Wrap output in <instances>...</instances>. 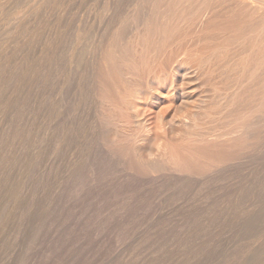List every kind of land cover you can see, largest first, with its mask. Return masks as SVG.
I'll list each match as a JSON object with an SVG mask.
<instances>
[{
  "label": "rangeland",
  "instance_id": "obj_1",
  "mask_svg": "<svg viewBox=\"0 0 264 264\" xmlns=\"http://www.w3.org/2000/svg\"><path fill=\"white\" fill-rule=\"evenodd\" d=\"M12 1L0 0V68L3 71H0V94H3L0 95V142L8 140V143L2 141L3 145H0V264H264V0H248L254 2L253 6L258 9L225 0H208L211 5L207 0H187V3L184 0H135L136 3L134 0ZM196 1L198 4L203 1L202 8ZM216 2L219 3L217 9L219 7L222 11L219 13L226 16L212 15L211 18V14L205 12L203 22H199L202 23L196 34L203 39L199 40L203 47L198 44L201 52L197 50L198 54L195 52L193 59L196 61L194 64L202 69L196 70L201 74L192 73V77L200 75L207 80L210 76L212 83L208 80L206 88L195 86L194 92L189 94L190 102L181 110V113L187 112L188 122L167 125L162 133L154 127V111L160 110L165 119L170 120L169 106L179 103V100L173 99L168 86L158 89L157 97L161 101L158 106L146 104L142 96L141 99L135 96L128 100L132 91L128 85L132 81L140 82L148 71V65H152V59L156 56L157 61L165 58L168 49L184 40L189 33L187 30L192 29L204 7L216 6ZM114 9L117 10L114 12ZM127 13H132L130 21L126 19ZM140 18L143 21H139ZM216 18L220 19L214 21ZM130 25L139 26L137 28L142 30L139 45L143 47H137L133 40V43L128 40ZM204 50H208L207 55ZM97 74L110 89L111 98L113 96V101L109 96L108 102L102 105L93 97L91 82ZM128 101L134 102L137 106L134 109L141 111H138L140 116H149V126L156 128L153 136L138 146L140 157L133 153L131 141L118 137L111 127L114 122L112 116H118L122 121L126 114L129 115L126 109ZM127 118L124 121L130 123L131 128L127 136L132 131H141ZM16 127H20L19 131ZM229 131L240 132L238 136L234 132L232 140L230 137L218 141L208 139L210 135ZM8 138L13 140L10 142ZM108 148L109 152H106ZM3 151L6 154H2ZM150 163L154 165L151 171L144 169ZM91 168L97 174L95 182L89 181L88 170ZM84 177L89 179L88 182ZM153 189L158 192L154 193ZM131 214L137 217H129ZM79 223L80 226L77 225ZM81 224L86 226V233L82 232L85 230ZM69 231L74 232L73 236ZM58 236H61V241ZM84 237L86 243L80 245ZM55 240L64 242V245H59L58 241L57 246ZM87 240L92 248L87 245ZM80 246L82 249L86 247L87 251L97 249L92 253L85 250L87 253H84Z\"/></svg>",
  "mask_w": 264,
  "mask_h": 264
},
{
  "label": "bare ground",
  "instance_id": "obj_2",
  "mask_svg": "<svg viewBox=\"0 0 264 264\" xmlns=\"http://www.w3.org/2000/svg\"><path fill=\"white\" fill-rule=\"evenodd\" d=\"M14 1V0H13ZM12 1V2H13ZM17 1V0H16ZM54 1V0H53ZM57 1V0H56ZM72 1V0H71ZM82 1V0H81ZM109 1V0H108ZM120 1V0H119ZM126 1V0H125ZM135 1V0H134ZM134 1H132V3H134ZM145 1V0H144ZM150 1V0H149ZM170 1V0H169ZM177 1H179V0H177ZM184 1H186V3H187V0H184ZM208 1V0H207ZM211 1V0H210ZM216 1H219V0H216ZM225 1H232V2H236L235 4H240V5H242V7L243 6H248V5H254V2H252V1H254V0H252V1H249L248 2V0H225ZM257 1V0H256ZM2 2V1H1ZM42 2V1H41ZM69 2V1H68ZM77 2V1H76ZM83 2V1H82ZM85 2V1H84ZM91 2V1H90ZM89 2V3H90ZM113 2V1H112ZM123 2V1H122ZM138 2V1H137ZM151 2V1H150ZM161 2V1H160ZM174 2V1H173ZM197 2V1H196ZM203 2V1H202ZM201 2V3H202ZM204 2H206V1H204ZM231 2V3H232ZM257 2H260L259 0L257 1ZM9 3H11L10 1H9ZM20 3V2H19ZM39 3V2H38ZM78 3H80V2H78ZM127 3V2H126ZM135 3H136V1H135ZM183 2H181V4H182ZM192 3V2H191ZM201 3L200 4H198V2H197V4L201 7ZM208 3H210L209 1H208ZM4 4V3H3ZM3 4H2V6H3ZM31 4V3H30ZM41 4V3H40ZM87 4V3H86ZM102 4V3H101ZM107 4V3H106ZM139 4V3H138ZM140 4H141V2H140ZM171 4H172V2H171ZM184 4V3H183ZM190 4V3H189ZM193 4H196V3H193ZM205 4V3H204ZM207 4V3H206ZM217 4H219V3H217L216 2V6H208V5H206L207 7H204V11L202 12L201 10H198V11H201V13H196V14H198L197 16L198 17H196V18H198V19H195L196 20V22H194L193 23V26H192V29L190 30V31H188L187 29V32H189L188 34H186V36H184L185 38H184V40L183 41H181V42H178L177 44H174L175 46L174 47H172V48H170V49H168L169 50V53L167 54V56L165 55V58L163 59L162 58V60L161 61H157L156 60V58H157V56H156V58H153L152 60V65L150 66V65H148V64H146V66L148 65L149 66V68H147V73H146V75L145 76H143V79H141L140 80V82H138V80L137 81H135V83L132 81V79L130 80V82H131V84H130V86L128 85V88H131V92L129 91V90H127V91H129L130 92V97L128 98V100L130 99V98H133V97H135V96H142V98H144L143 99V101H145V103L146 104H149V105H157L158 106V103H160L161 101H160V98H158L157 97V91H158V89H162V88H164V87H167L168 86V91L170 90V91H172L171 92V94L173 93V95H171L172 97H173V99L175 100V101H177V100H179V103H177V104H179V105H177L176 103L175 104H171L170 106H169V108L171 109V115H170V120H167V119H165V116L163 115V113L162 112H160V110L158 111V109L157 110H155L154 111V114H155V123H156V126H154V127H156V128H159V131H161L162 133H164V131H165V129H166V127H167V125L169 126V125H171V124H173V123H177V122H180V121H183V123H187L188 121H187V112H183V113H181V110L183 109V108H185L186 107V105H187V103L188 102H190L189 101V99H190V96H189V94H191L192 93V91L194 90V88H195V86L197 87V86H199V88L200 87H204V88H206L205 87V85L206 84H209V83H206V82H208V80L209 79H211V77L210 76H207V75H210V74H207L206 76L207 77H209L208 78V80H207V78L205 79H203L202 78V76H200V75H196L195 77H192V76H194V75H192V73H194L195 74V72H197L196 70H198V72L200 71V69L199 68H201V66H198V64H194V62H196V61H194V59H193V55H194V53L199 49V47H198V44L199 45H201L199 42V40H201V39H199V36H198V34H196V33H198V31H196L197 30V27L199 28V25L203 22V20H202V18H203V16H204V14H205V12H209L210 14H211V18H213L212 17V15L215 17H219V16H221V15H224V14H220V13H222V11L220 12L219 11V7H218V9H217ZM222 4V3H221ZM235 4L233 5V6H235ZM259 4V3H258ZM12 5V4H11ZM17 5V7H18V4H16ZM32 5H34V4H32ZM37 5V4H36ZM39 5V4H38ZM84 5V4H83ZM96 5V4H95ZM111 5V4H110ZM122 5V4H121ZM130 5H131V3H130ZM148 5V4H147ZM146 5V6H147ZM154 5H155V3H154ZM176 5V4H175ZM210 5H211V3H210ZM224 4H222V6H223ZM227 5V4H226ZM239 5V6H240ZM10 6V5H9ZM8 6V7H9ZM21 6V5H20ZM35 6V5H34ZM44 6V5H43ZM75 6V5H74ZM80 6V5H79ZM116 6H118V5H116ZM123 6V5H122ZM125 6H126V4H125ZM134 6V5H133ZM179 6V5H178ZM189 6V5H188ZM198 6V7H199ZM230 6V5H229ZM23 7V6H22ZM32 7V6H31ZM40 7V6H39ZM38 7V8H39ZM42 7V6H41ZM84 7V6H83ZM105 7H106V5H105ZM131 7V6H130ZM129 7V8H130ZM138 8H139V6H137ZM199 7V8H200ZM253 7H255V6H253ZM264 7V6H263ZM11 8V7H10ZM9 8V9H10ZM19 8V7H18ZM30 8V7H29ZM37 8V9H38ZM73 8V7H72ZM80 8V7H79ZM82 8V7H81ZM97 8V7H96ZM116 8V7H115ZM127 8V7H126ZM135 8H136V6H135ZM148 8H150V7H148ZM168 8V7H167ZM189 8V7H188ZM202 8V7H201ZM200 8V9H201ZM228 8V7H227ZM226 8V9H227ZM238 8V7H237ZM247 8V7H246ZM256 8V7H255ZM260 8V7H259ZM5 9V8H4ZM12 9V8H11ZM25 9V8H24ZM84 9V8H83ZM90 9V8H89ZM102 9V8H101ZM113 9V8H112ZM156 9V8H155ZM232 9V8H231ZM233 9H234V7H233ZM254 9V8H253ZM256 9H258V8H256ZM256 9H254V10H256ZM6 10H7V7H6ZM27 10H28V8H27ZM31 10V9H30ZM75 10V9H74ZM103 10V9H102ZM110 10V9H109ZM117 10V9H116ZM115 9H114V12L116 11ZM118 10H119V8H118ZM133 10H134V8H133ZM145 10V9H144ZM160 10V9H159ZM189 10L191 11V9L189 8ZM189 10H188V12H189ZM237 10V9H236ZM240 10V9H239ZM243 11L245 10V8L244 9H242ZM247 10V9H246ZM40 11V10H39ZM56 11H57V8H56ZM63 11V10H62ZM107 10H105L104 11V13L106 12ZM124 11V10H123ZM136 11V10H135ZM156 11V10H155ZM167 11H168V9H167ZM166 11V12H167ZM170 11V10H169ZM174 11V10H173ZM193 11V10H192ZM197 11V12H198ZM223 11H225V9L223 10ZM229 11V10H228ZM252 11V10H251ZM5 12V11H4ZM10 12V11H9ZM49 12H50V10H49ZM83 12V11H82ZM87 12V10L85 11V13ZM99 12V11H98ZM122 12V11H121ZM220 12V13H219ZM234 12V11H233ZM232 12V13H233ZM255 12V11H254ZM2 13H3V11H2ZM24 13V12H23ZM88 13H89V11H88ZM91 13V12H90ZM108 13V12H107ZM126 13V12H125ZM157 13V12H156ZM193 13V12H192ZM238 13V12H237ZM236 13V14H237ZM241 13V12H240ZM261 13V12H260ZM259 13V14H260ZM263 13V12H262ZM4 14V13H3ZM6 14V13H5ZM12 14V13H11ZM32 14V13H31ZM34 14V13H33ZM110 14V13H109ZM123 14V13H122ZM128 15H126L127 17H126V19L128 20V21H130L129 20V18L132 16L131 14H129V13H127ZM134 14H135V12H134ZM143 14H144V12H143ZM169 14V13H168ZM187 14V13H186ZM210 14H207L206 16H208V15H210ZM230 14V13H229ZM2 15V14H1ZM21 15V14H20ZM39 15V14H38ZM80 15V14H79ZM85 15V14H84ZM87 15V14H86ZM89 15V14H88ZM97 15V14H96ZM114 15V14H113ZM119 15H120V13H119ZM161 15V14H160ZM189 15V14H188ZM187 15V16H188ZM191 15V14H190ZM194 15V14H193ZM192 15V16H193ZM231 15V14H230ZM230 15H229V17H230ZM238 15V14H237ZM3 16V15H2ZM7 16V15H6ZM98 16V15H97ZM116 16V15H115ZM123 16V15H122ZM121 16V17H122ZM140 16V15H139ZM146 16V15H145ZM151 16H153V15H151ZM175 16V15H174ZM177 16V15H176ZM224 16H226V15H224ZM239 16V15H238ZM246 16V15H245ZM244 16V17H245ZM249 16V15H248ZM251 16V15H250ZM55 17V16H54ZM71 17V16H70ZM88 17V16H87ZM118 17V16H117ZM120 17V16H119ZM124 17V16H123ZM141 17V16H140ZM164 17V16H163ZM162 17V18H163ZM167 17H168V15H167ZM195 17V16H194ZM257 17V16H256ZM261 17V16H260ZM259 17V19H261ZM264 17V16H263ZM25 18V17H24ZM65 18V17H64ZM113 18V17H112ZM111 18V19H112ZM142 18V17H141ZM140 18V19H141ZM156 18V17H155ZM166 18V17H165ZM164 18V19H165ZM189 19H190V16L188 17ZM206 18V17H205ZM208 18V17H207ZM228 18V17H227ZM241 18V17H240ZM258 18V17H257ZM40 19H41V17H40ZM91 19V18H90ZM110 19V20H111ZM120 19H122V18H120ZM124 20H125V18H123ZM139 19V18H138ZM149 19V18H148ZM178 19H179V17H178ZM218 18H216V19H214V21L215 20H217ZM220 19V18H219ZM218 19V20H219ZM222 19V18H221ZM226 19V18H225ZM232 19V18H231ZM230 19V20H231ZM258 19V20H259ZM23 20V19H22ZM87 20V19H86ZM109 20V21H110ZM162 20V19H161ZM174 20V19H173ZM184 20V19H183ZM202 20V22L199 24V22ZM236 20H237V18H236ZM239 20V19H238ZM256 20V19H255ZM13 21V20H12ZM21 21V20H20ZM24 21V20H23ZM35 21H37V20H35ZM41 21V20H40ZM97 21V20H96ZM126 21V20H125ZM139 21H143L142 19L141 20H139ZM147 21V20H146ZM149 21H150V19H149ZM152 21V20H151ZM159 21V20H158ZM163 21V20H162ZM169 21V20H168ZM188 20L186 19V22H187ZM210 21V20H209ZM208 21V22H209ZM223 21V20H222ZM241 21V20H240ZM244 21V20H243ZM248 21V20H247ZM263 21V20H262ZM22 22V21H21ZM20 22V23H21ZM86 22V21H85ZM94 22V21H93ZM99 22V21H98ZM101 22V21H100ZM122 22H123V20H122ZM127 22V21H126ZM186 22H184L183 21V23H186ZM189 22V21H188ZM218 22V21H217ZM221 22V21H220ZM234 22V21H233ZM237 22V21H236ZM239 22V21H238ZM257 22V21H256ZM8 23V22H7ZM6 23V24H7ZM12 23V22H11ZM25 23V21L22 23V24H24ZM38 23V22H37ZM43 23V22H42ZM74 23H76V22H74ZM145 23V22H144ZM150 23V22H149ZM152 23V22H151ZM151 23H150V25H151ZM162 23V22H161ZM164 23V22H163ZM165 23H167V22H165ZM210 23H211V21H210ZM213 23V22H212ZM244 23V22H243ZM35 24H36V22H35ZM47 24V23H46ZM116 24V23H115ZM129 24V23H128ZM127 24V25H128ZM146 24H147V22H146ZM174 24H176V22L174 23ZM205 24V23H204ZM209 24V23H208ZM260 24V23H259ZM263 24H264V22H263ZM19 25H21V24H19ZM28 25H30V24H28ZM39 25V24H38ZM105 25V24H104ZM108 25V24H107ZM162 25V24H161ZM203 25V24H202ZM241 25V24H240ZM156 26V25H155ZM164 26V25H163ZM165 26H166V24H165ZM164 26V27H165ZM209 26V25H208ZM247 26V25H246ZM255 26V25H254ZM261 26V25H260ZM7 27V26H6ZM18 27V26H17ZM63 27V26H62ZM100 27H101V24H100ZM105 27V26H104ZM119 27H121V26H119ZM124 27V26H123ZM122 27V28H123ZM137 27H139V26H133V25H130V27H129V31L131 32V36L130 37H128L129 39L128 40H130V41H134V45L135 46H141V45H139V38L141 37V31H140V29L139 28H137ZM153 27V26H152ZM158 27H160V26H158L157 25V28ZM170 27V26H169ZM183 27V26H182ZM243 27V26H242ZM264 27V26H263ZM3 28V27H2ZM9 28V27H8ZM23 28V27H22ZM47 28V27H46ZM57 28V27H56ZM86 28V27H85ZM98 28V27H97ZM126 28V27H125ZM150 28V27H149ZM154 28V27H153ZM162 28V27H161ZM218 28V27H217ZM235 28V27H234ZM253 28V27H252ZM252 28H250V29H252ZM11 29H12V27H11ZM94 29V28H93ZM100 29V28H99ZM107 29V28H106ZM151 29V28H150ZM159 29V28H158ZM163 29H165V28H163ZM172 29V28H171ZM205 29V28H204ZM206 29H207V27H206ZM205 29V30H206ZM4 30V29H3ZM90 30H92V29H90ZM96 30V29H95ZM144 30V29H143ZM152 30V29H151ZM162 30V29H161ZM200 30H202V28L200 29ZM199 30V31H200ZM254 30H256V29H254ZM1 31V30H0ZM8 31V30H7ZM99 31V30H98ZM104 31V30H103ZM128 31V30H127ZM204 31V30H203ZM202 31V32H203ZM49 32V31H48ZM80 32V31H79ZM92 32V31H91ZM144 32V31H143ZM156 32V31H155ZM159 32V31H158ZM157 32V33H158ZM179 32V31H178ZM181 32V31H180ZM179 32V33H180ZM205 32V31H204ZM211 32V31H210ZM15 33V32H14ZM28 33V32H27ZM45 33V32H44ZM82 33V32H81ZM168 33V32H167ZM178 33V34H179ZM185 33V32H184ZM223 33V32H222ZM231 33V32H230ZM242 33V32H241ZM247 33V32H246ZM245 33V34H246ZM250 33H252V32H250ZM7 34V33H6ZM30 34V33H29ZM99 34V33H98ZM97 34V35H98ZM114 34V33H113ZM156 34V33H155ZM160 34V33H159ZM183 34V33H182ZM206 34V33H205ZM210 34V33H209ZM3 35V34H2ZM104 35V34H103ZM106 35V34H105ZM122 35V34H121ZM124 35V34H123ZM161 35V34H160ZM175 35V34H174ZM219 35V34H218ZM233 35V34H232ZM241 35V34H240ZM243 35V34H242ZM251 36V34H248L247 36ZM1 36V35H0ZM7 36V35H6ZM42 36V35H41ZM71 36H73V35H71ZM76 36H77V34H76ZM90 36V35H89ZM102 36V35H101ZM107 36V35H106ZM148 36V35H147ZM206 36V35H205ZM245 36V35H244ZM246 36V37H247ZM75 37V36H74ZM103 37V36H102ZM163 37V36H162ZM179 37V36H178ZM201 37V36H200ZM207 37V36H206ZM209 37V36H208ZM207 37V38H208ZM25 38V37H24ZM34 38V37H33ZM32 38V39H33ZM75 38H77V37H75ZM81 38V37H80ZM86 38V37H85ZM105 38V37H104ZM117 38H118V36H117ZM176 38H177V35H176ZM180 38V37H179ZM178 38V39H179ZM183 38V37H182ZM15 39V38H14ZM13 39V40H14ZM78 39V38H77ZM120 39H121V37H120ZM127 39V38H126ZM167 39H169L168 37H167ZM206 39V38H205ZM212 39V38H211ZM23 40V39H22ZM103 40V39H102ZM119 40V39H118ZM170 40V39H169ZM169 40H168V43H170L169 42ZM203 40V39H202ZM201 40V41H202ZM241 40V39H240ZM247 40V39H246ZM49 41V40H48ZM86 41V40H85ZM127 41V40H126ZM133 41H132V43H133ZM165 41H167L166 39L164 40V43H165ZM208 41V40H207ZM206 41V42H207ZM212 41V40H211ZM242 41H244V40H242ZM8 42V41H7ZM14 42H16V40L14 41ZM79 42V41H78ZM98 42H99V40H98ZM101 42V41H100ZM123 42V41H122ZM205 42V43H206ZM214 42V41H213ZM212 42V43H213ZM10 43H11V41H10ZM81 43V42H80ZM85 43V42H84ZM103 43V42H102ZM111 43V42H110ZM131 43V42H130ZM212 43H210V44H212ZM20 44V43H19ZM91 44V43H90ZM108 44V43H107ZM113 44V43H112ZM172 44V43H171ZM207 44H209V43H207ZM220 44V43H219ZM242 44V43H241ZM244 44V43H243ZM1 45V44H0ZM133 45V44H132ZM165 45H166V43H165ZM205 45V44H204ZM214 45V44H213ZM216 45V44H215ZM214 45V46H215ZM96 46V45H95ZM105 46V45H104ZM109 46V45H108ZM113 46V45H112ZM111 46V47H112ZM167 46H169V45H167ZM209 46V45H208ZM229 46V45H228ZM21 47V46H20ZM42 47V46H41ZM84 47V46H83ZM114 47V46H113ZM128 47V46H127ZM141 47H143V46H141ZM201 47H203L202 45H201ZM110 48V47H109ZM117 48H119V47H117ZM168 48V47H167ZM167 48H166V50H167ZM216 48V47H215ZM229 48H230V46H229ZM238 48V47H237ZM12 49V48H11ZM95 49V48H94ZM137 49H139V48H137ZM144 49V48H143ZM202 49V48H201ZM205 49V48H204ZM214 49V48H213ZM82 50V49H81ZM87 50V49H86ZM103 50V49H102ZM102 50H100V51H102ZM105 50V49H104ZM111 50V49H110ZM135 50V49H134ZM133 50V51H134ZM223 50H224V48H223ZM231 50V49H230ZM233 50V49H232ZM77 51V50H76ZM79 51V50H78ZM93 51V50H92ZM97 51V50H96ZM107 51V50H106ZM109 51V50H108ZM123 51V50H122ZM139 51V50H138ZM199 52H201L200 50H198ZM205 51V50H204ZM208 51V50H207ZM207 51H205L206 52V55L208 54L207 53ZM19 52H20V50H19ZM98 52V51H97ZM105 52V51H104ZM111 52V51H110ZM109 52V53H110ZM113 52V51H112ZM111 52V53H112ZM132 52V51H131ZM140 52V51H139ZM211 52H212V50H211ZM28 53V52H27ZM54 53V52H53ZM141 53V52H140ZM202 53H203V51H202ZM223 53H225V52H223ZM229 53V52H228ZM13 54V53H12ZM98 54V53H97ZM117 54V53H116ZM196 54H198L197 52H196ZM100 55V54H99ZM108 55V54H107ZM118 55V54H117ZM152 55V54H151ZM200 55V54H199ZM204 55H205V53H204ZM204 55H202V56H204ZM205 55V56H206ZM55 56V55H54ZM105 56H106V52H105ZM113 56H114V54H113ZM197 56V55H196ZM201 56V55H200ZM205 56H204V58H205ZM209 56V55H208ZM108 57V56H107ZM134 57V56H133ZM140 57V56H139ZM11 58V57H10ZM80 58V57H79ZM85 58V57H84ZM94 58V57H93ZM98 58V57H97ZM110 58V57H109ZM150 58V57H149ZM197 58H198V56H197ZM201 59H202V57H200ZM18 59V58H17ZM26 59V58H25ZM104 59H106V58H104ZM103 59V60H104ZM131 59V58H130ZM47 60V59H46ZM67 60H68V58H67ZM73 60V59H72ZM102 60V59H101ZM107 60V59H106ZM112 60V59H111ZM126 60H127V58H126ZM145 60V59H144ZM99 61V60H98ZM198 61V60H197ZM202 61V60H201ZM2 62V61H1ZM86 62V61H85ZM103 62V61H102ZM199 62V61H198ZM100 63V62H99ZM124 63H126L125 61H124ZM123 63V64H124ZM148 63H151V62H148ZM207 63V62H206ZM22 64V63H21ZM66 64V63H65ZM67 64H68V62H67ZM145 64V63H144ZM0 65H1V63H0ZM17 65V64H16ZM102 65V64H101ZM128 65V64H127ZM127 65H126V67H127ZM65 66V65H64ZM103 66V65H102ZM106 66H107V64H106ZM110 66H111V64H110ZM115 66V65H114ZM206 66H208V64L206 65ZM210 66V65H209ZM212 66V65H211ZM261 66V65H260ZM1 67V66H0ZM19 67H21V66H19ZM104 67V66H103ZM255 67V66H254ZM4 68H6V67H4ZM24 68H25V66H24ZM52 68V67H51ZM97 68V67H96ZM95 68V69H96ZM101 68V67H100ZM100 68H99V71H100ZM208 68V67H207ZM210 68V67H209ZM212 68V67H211ZM210 68V69H211ZM253 68V67H252ZM257 68V67H256ZM9 69V68H8ZM21 69V68H20ZM102 69V68H101ZM106 69V68H105ZM193 69V70H192ZM202 69V68H201ZM204 69V68H203ZM5 70H7V69H5ZM19 70V69H18ZM17 70V71H18ZM213 70V69H212ZM211 70V71H212ZM253 70H254V68H253ZM0 71L1 72H3L2 70H1V68H0ZM92 71V70H91ZM106 71V70H105ZM183 71V72H182ZM203 71V70H202ZM209 71V70H208ZM210 71V72H211ZM214 71V70H213ZM257 71V70H256ZM264 71V70H263ZM34 72V71H33ZM44 72V71H43ZM98 72V71H97ZM102 72V71H101ZM180 72H182V73H180ZM197 72V73H198ZM260 72H261V70H260ZM8 73H9V71H8ZM105 73V72H104ZM141 73H142V71H141ZM206 73H207V71H206ZM205 73V74H206ZM2 74V73H1ZM0 74V75H1ZM10 74V73H9ZM16 74V73H15ZM18 74V73H17ZM96 73L94 72V75H95ZM101 74V73H100ZM198 74H201V73H198ZM256 74V73H255ZM12 75V74H11ZM10 75V76H11ZM20 75V74H19ZM107 75H108V73H107ZM107 75H106V77H107ZM139 75V74H138ZM211 75H212V72H211ZM254 75V74H253ZM260 75V74H259ZM3 76V75H2ZM59 76V75H58ZM102 76V75H101ZM127 76H128V74H127ZM216 76V75H215ZM214 76V77H215ZM22 77V76H21ZM64 77V76H63ZM95 77V76H94ZM94 77H92V78H94ZM96 77L97 78H94V81L93 82H91V84H93V97L95 98V102H97V103H107L108 101H106V100H108V97L110 96L109 95V92H108V90L110 91V89H108V86H107V84L105 83V81L104 80H101L100 78H98V74L96 75ZM103 77V76H102ZM130 77V76H129ZM213 76H212V79H214L215 80V78H214ZM217 77V76H216ZM8 78V77H7ZM11 78V77H10ZM2 79H3V77H2ZM12 79V78H11ZM20 79V78H19ZM34 79H35V77H34ZM66 79V78H65ZM105 79V78H104ZM110 79V78H109ZM9 80V79H8ZM39 80V79H38ZM62 80V79H61ZM70 80V79H69ZM91 80V79H90ZM122 80V79H121ZM120 80V81H121ZM125 80V79H124ZM179 80V81H178ZM213 80V81H214ZM71 81V80H70ZM119 81V82H120ZM2 82V81H1ZM50 82V81H49ZM111 82V81H110ZM127 82V81H126ZM209 82H210V80H209ZM66 83V82H65ZM109 83V82H108ZM212 82H210V84H211ZM0 84H2V83H0ZM110 84V83H109ZM239 84V83H238ZM242 84V83H241ZM6 85V84H5ZM4 85V87L6 88V86ZM8 85V84H7ZM36 85V84H35ZM34 85V86H35ZM75 86H76V84H75ZM117 86V85H116ZM125 86V85H124ZM208 86H210V85H208ZM51 87V86H50ZM68 87V86H67ZM120 87V86H119ZM235 87V86H234ZM263 87V86H262ZM56 88V87H55ZM82 88V87H81ZM123 87H121V89H122ZM198 88V89H199ZM203 88V89H204ZM208 88V87H207ZM237 88V87H236ZM235 88V89H236ZM1 89V88H0ZM34 89V88H33ZM38 89V88H37ZM57 89V88H56ZM83 89V88H82ZM120 89V90H121ZM202 89V91H204ZM3 90V89H2ZM74 90V89H73ZM118 90V89H117ZM47 91V90H46ZM82 91V90H81ZM123 91H125V88L123 89ZM122 91V92H123ZM201 91V90H200ZM201 91V92H202ZM30 92V91H29ZM41 92H43V91H41ZM114 92V91H113ZM116 92V91H115ZM119 92H121V91H119ZM194 92V91H193ZM2 93V92H1ZM62 93V92H61ZM127 93V92H126ZM6 95H7V93H5ZM16 94H18V93H16ZM37 94V93H36ZM81 94H82V92H81ZM113 94V93H112ZM111 94V95H112ZM122 94V93H121ZM0 95H3V94H0ZM84 95V94H83ZM124 95V94H123ZM9 96V95H8ZM79 96V95H78ZM119 96H120V94H119ZM118 96V97H119ZM122 96V95H121ZM163 95H161L160 97H162ZM170 96V97H171ZM123 97V96H122ZM126 97V96H125ZM138 97V98H139ZM171 97V98H172ZM110 98H111V96H110ZM112 98H113V96H112ZM112 98H111V100H112ZM116 98V97H115ZM163 98V97H162ZM3 99H5V98H3ZM80 99V98H79ZM82 99H83V97H82ZM119 99V98H118ZM140 99H141V97H140ZM67 100V99H66ZM111 100H110V102H111ZM121 100H123V99H121ZM131 100V99H130ZM133 101H134V99H132ZM7 101V100H6ZM18 101V100H17ZM80 101V100H79ZM113 101V100H112ZM125 101H127V100H125ZM139 101V100H138ZM63 102V101H62ZM109 102V103H110ZM122 102H124V101H121L120 103H122ZM129 102V103H128ZM127 102V104H126V106H127V108L126 109H128L127 110V113L129 114L128 116H127V114L125 115L124 113V115L126 116V117H123L124 118V120H126V118L128 119V120H130L133 124H134V126L136 125L137 127H139L140 128V130L141 131H137L136 133H134L133 131H132V134L131 135H129V136H127L126 134H127V132L128 131H130L131 132V128H130V123H126V121H124L123 119H122V121H121V118L119 117L118 118V116H117V118H115V117H111V119H112V121H114L113 123H112V125H111V127H112V129H113V131H114V134H116V135H118V137H119V135H120V137H124L123 139L124 140H128V141H131V144H130V146L133 144V153L135 154V155H137L138 157H140V151H139V149H138V146L140 145V143L142 142V141H145V140H148L150 137H152L153 136V134L156 132V128L154 129V128H152L151 126H149V120H150V117L149 116H147V115H145V114H143V115H141L140 116V113H141V111H139L138 109H134V107H137V106H135L134 105V102L131 104L130 103V101H128ZM132 102V101H131ZM22 103V102H21ZM50 103V102H49ZM81 103V102H80ZM120 103H118V104H120ZM11 104V103H10ZM16 104V103H15ZM44 104V103H43ZM99 104V105H100ZM111 104V103H110ZM110 104H109V106H110ZM115 104V103H114ZM113 104V105H114ZM118 104H117V106H118ZM12 105V104H11ZM27 105V104H26ZM40 105H41V103H40ZM55 105V104H54ZM102 105V104H101ZM112 105V106H113ZM123 105H125V103L123 104ZM116 106V105H115ZM115 106H113V108L115 107ZM116 106V107H117ZM119 106H121V105H119ZM118 106V107H119ZM126 106H124V107H126ZM1 107H2V105H1ZM6 107V106H5ZM15 107V106H14ZM13 107V108H14ZM101 107V106H100ZM115 107V108H116ZM123 107V108H124ZM34 109V108H33ZM126 109H124V111H126ZM145 109V108H144ZM56 110V109H55ZM54 110V111H55ZM118 110V109H117ZM15 111V110H14ZM19 111V110H18ZM22 111V110H21ZM32 111V110H31ZM138 111L140 112V113H138ZM178 111H180V112H178ZM13 112V111H12ZM51 112V111H50ZM1 113V112H0ZM15 113V112H14ZM21 113H23V112H21ZM27 113H29V112H27ZM81 113V112H80ZM117 113H119V112H117ZM121 113H122V109H121ZM126 113V112H125ZM108 114V113H107ZM19 115V114H18ZM56 115V114H55ZM99 115H101V114H99ZM119 115V114H118ZM259 115V114H258ZM258 115H256L257 117H258ZM41 116V115H40ZM106 116H108V115H106ZM111 116V115H110ZM121 116H122V114H121ZM15 117V116H14ZM103 117V116H102ZM130 117V118H129ZM12 118H13V116H12ZM8 119V118H7ZM31 119H33V118H31ZM96 119V118H95ZM105 119V118H104ZM104 119H102V120H104ZM22 120V119H21ZM253 120H254V118H253ZM58 121V120H57ZM98 122L99 121H101V120H97ZM105 121V120H104ZM129 121V122H130ZM31 122V121H30ZM111 122V121H110ZM256 123V122H255ZM13 124V123H12ZM103 124V123H102ZM110 124V123H109ZM254 124V123H253ZM31 125V124H30ZM248 125H250V124H248ZM12 126V125H11ZM18 126V125H17ZM38 126V125H37ZM42 126H43V124H42ZM133 126V127H134ZM26 127V126H25ZM28 127V126H27ZM251 127V126H250ZM13 128H14V126H13ZM12 128V129H13ZM17 128V127H16ZM15 128V129H16ZM20 128V127H19ZM19 128H17L16 129V131L19 129ZM29 128V127H28ZM77 128V127H76ZM244 129H246L247 128V126H246V128L245 127H243ZM253 128V127H252ZM11 129V128H10ZM11 129V130H12ZM133 129H135V128H133ZM102 130V129H101ZM100 130V131H101ZM242 130V129H241ZM240 130V131H241ZM8 130L6 129L5 130V132H7ZM12 131H15V130H12ZM11 131V132H12ZM19 131V130H18ZM22 131V130H21ZM240 131H237L238 132V134H237V132L236 131H229V132H227V133H216V134H214V135H210V137L208 138V139H211V140H209V141H212V139H213V141L214 140H219V139H227V138H231L230 140H232V139H234L233 138V136L235 135H233V133L234 132H236V135L238 136L239 135V132ZM255 131V130H254ZM253 131V132H254ZM260 131V130H259ZM11 132H9V133H11ZM36 132V131H35ZM149 132V133H148ZM256 132V131H255ZM87 133V132H86ZM90 133V132H89ZM6 134V133H5ZM13 134V133H12ZM14 134H15V132H14ZM13 134V135H14ZM18 134V133H17ZM37 134V133H36ZM113 134V135H114ZM230 134V135H229ZM232 134V135H231ZM12 135V136H13ZM89 135V134H88ZM227 135V136H226ZM229 135V136H228ZM1 136V135H0ZM17 136V135H16ZM96 136V135H95ZM9 137H10V135H9ZM31 137V136H30ZM235 137V136H234ZM241 137V136H240ZM246 137V136H245ZM248 137V136H247ZM246 137V138H247ZM15 138V137H14ZM35 138V137H34ZM125 138H127V139H125ZM244 138V137H243ZM9 139V138H8ZM24 139V138H23ZM26 139V138H25ZM28 139V138H27ZM259 139V138H258ZM13 140V138L10 140L9 139V141L11 142ZM69 140V139H68ZM228 140V139H227ZM3 142L5 141V140H2ZM1 141V142H2ZM7 141V143H8V140H6ZM6 141L4 142V143H6ZM17 141V140H16ZM83 141V140H82ZM90 141V140H89ZM118 141V140H117ZM116 141V142H117ZM1 142H0V145H3V143L1 144ZM118 142H120V141H118ZM30 143V142H29ZM87 143V142H86ZM123 143V142H122ZM224 143V142H223ZM11 144V143H10ZM12 144H13V142H12ZM97 144V143H96ZM5 145V144H4ZM8 145V144H7ZM98 145V144H97ZM96 145V146H97ZM253 145V144H252ZM9 146V145H8ZM11 146H14V145H11ZM87 146V145H86ZM107 146V145H106ZM105 146V147H106ZM99 147H101L100 145H99ZM98 147V148H99ZM248 147V146H247ZM251 147V146H250ZM131 148H132V146H131ZM0 149H1V146H0ZM12 149V148H11ZM221 149V148H220ZM98 150V149H97ZM96 150V151H97ZM99 150H101V148L99 149ZM103 150V149H102ZM107 150V151H106ZM251 150V149H250ZM249 150V151H250ZM1 151H2V149H1ZM0 151V152H1ZM42 151V150H41ZM105 151L106 152H109V148L108 149H105ZM226 151V150H225ZM6 152V151H5ZM105 152V153H106ZM28 153V152H27ZM1 154V153H0ZM2 154H6V153H4V151L2 152ZM9 154V153H8ZM43 154V153H42ZM47 154H49V153H47ZM94 154V153H93ZM100 153H98V155H99ZM104 154V153H103ZM120 154V153H119ZM123 154V153H122ZM125 154V153H124ZM128 154V153H127ZM250 154V153H249ZM254 154V153H253ZM106 155V154H105ZM246 155H248V154H246ZM4 156V155H3ZM6 156V155H5ZM4 156V157H5ZM44 156V155H43ZM81 156V155H80ZM90 156V155H89ZM102 156V155H101ZM132 156H134V155H132ZM55 157V156H54ZM98 157V156H97ZM106 157V156H105ZM104 157V158H105ZM142 157V156H141ZM95 158V157H94ZM100 158V157H99ZM103 158V159H104ZM143 158V157H142ZM135 159V158H134ZM263 159V158H262ZM7 160V159H6ZM63 160V159H62ZM140 160V159H139ZM241 160V159H240ZM46 161V160H45ZM259 161V160H258ZM264 161V160H263ZM4 162V161H3ZM6 162V161H5ZM4 162V163H5ZM81 162V161H80ZM108 162V161H107ZM140 162V161H139ZM142 162V161H141ZM140 162V163H141ZM233 162V161H232ZM238 162V161H237ZM52 163V162H51ZM148 163V162H147ZM230 163V162H229ZM142 164V163H141ZM140 164V165H141ZM208 164V163H207ZM219 164V163H218ZM5 165H8V164H5ZM95 165V164H94ZM146 165V164H145ZM214 165V164H213ZM215 165H217V163L215 164ZM221 165V164H220ZM223 165V164H222ZM228 165V164H227ZM4 166V165H3ZM46 166H47V164H46ZM88 166V165H87ZM89 166H90V164H89ZM136 166V165H135ZM139 166V165H138ZM137 166V167H138ZM153 164L152 163H150V164H148V167L146 166V168H144V169H150V171H151V169L153 168ZM188 166H190V165H188ZM209 167H210V165H208ZM258 166H260V165H258ZM94 167H96V165L94 166ZM142 167V166H141ZM1 168V167H0ZM109 168V167H108ZM139 168V167H138ZM213 168H215V167H213ZM3 169V168H2ZM7 169V168H6ZM247 169V168H246ZM251 169V168H250ZM4 170V169H3ZM109 170V169H108ZM200 170V169H199ZM208 170V169H207ZM220 170V169H219ZM5 171H7V170H5ZM149 171V170H148ZM201 171V170H200ZM204 171V170H203ZM209 171H211V170H209ZM261 171V170H260ZM259 171V172H260ZM85 172H87V171H85ZM195 172V171H194ZM191 172H189V174H190ZM197 173V172H196ZM212 173H213V171H212ZM4 174V173H3ZM146 174H147V170H146ZM232 174V173H231ZM84 175H86V173L84 174ZM88 175H89V179H87L86 177H84L85 179H87V182H88V180L90 181V182H92V181H94L95 182V180H96V177H97V174H96V171H95V169L94 168H91V169H89L88 170ZM148 175V174H147ZM183 175V174H182ZM203 175V174H202ZM238 175V174H237ZM211 176V175H210ZM214 176V175H213ZM232 176H234V175H232ZM88 177V176H87ZM204 177V176H203ZM223 177V176H222ZM251 177V176H250ZM253 177V176H252ZM178 178V177H177ZM193 178V177H192ZM196 178V177H195ZM218 178V177H217ZM231 178V177H230ZM139 179H141V178H139ZM159 179V178H158ZM223 179V178H222ZM232 179V178H231ZM237 179V178H236ZM133 180H135V179H133ZM143 180V179H142ZM141 180V181H142ZM145 180V179H144ZM170 180V179H169ZM204 180V179H203ZM209 180V179H208ZM219 180V179H218ZM229 180V179H228ZM86 181V180H85ZM116 181V180H115ZM138 181V180H137ZM141 181H139V182H141ZM146 181H148V180H146ZM150 181V180H149ZM157 180H155L154 182H156ZM205 181V180H204ZM250 181V180H249ZM33 182V181H32ZM46 182V181H45ZM89 182V183H90ZM93 182V183H94ZM106 182V181H105ZM136 182V181H135ZM134 182V183H135ZM159 182V181H158ZM201 182V181H200ZM38 183V182H37ZM42 183V182H41ZM81 183V182H80ZM133 183V182H132ZM137 183V182H136ZM199 183V182H198ZM205 183V182H204ZM206 183H208V182H206ZM258 183V182H257ZM261 183V182H260ZM34 184V183H33ZM36 184V183H35ZM45 184V183H44ZM91 184V183H90ZM138 184V183H137ZM141 184V183H140ZM20 185H22V184H20ZM154 185V184H153ZM163 185H165V183H163ZM162 185V186H163ZM190 185V184H189ZM202 185V184H201ZM200 185V186H201ZM38 186V185H37ZM36 186V187H37ZM134 186V185H133ZM141 186V185H140ZM197 186H199V185H197ZM208 186V185H207ZM235 186V185H234ZM237 186V185H236ZM129 187H131V186H129ZM138 187V186H137ZM154 187V186H153ZM155 187H157V186H155ZM166 187H168V186H166ZM170 187V186H169ZM209 187V186H208ZM147 188H148V186H147ZM152 188V187H151ZM188 188V187H187ZM21 189V188H20ZM43 189V188H42ZM167 189V188H166ZM165 189V190H166ZM184 189V188H183ZM209 189V188H208ZM140 190H142V189H140ZM158 190V189H157ZM176 190V189H175ZM198 190V189H197ZM206 190V189H205ZM248 190V189H247ZM152 191V190H151ZM153 191H154V189H153ZM162 191V190H161ZM201 191H203L202 189H201ZM210 190H208L207 192H209ZM144 192V191H143ZM156 191H154V193H155ZM158 192V191H157ZM156 192V193H157ZM177 192V191H176ZM198 192V191H197ZM202 193V192H201ZM252 193V192H251ZM261 193V192H260ZM74 194V193H73ZM117 194V193H116ZM142 194V193H141ZM214 194V193H213ZM189 195V194H188ZM187 196V195H186ZM234 196V195H233ZM236 196V195H235ZM240 196V195H239ZM75 197V196H74ZM189 197V196H188ZM187 197V198H188ZM241 197V196H240ZM239 197V198H240ZM59 198V197H58ZM62 198V197H61ZM208 198V197H207ZM236 198V197H235ZM234 198V199H235ZM242 198V197H241ZM253 198V197H252ZM255 199V198H254ZM159 200V199H158ZM177 200H179V199H177ZM19 201V200H18ZM82 201V200H81ZM157 201V200H156ZM233 201V200H232ZM133 202V201H132ZM186 202V201H185ZM190 202H192L193 203V201H190ZM223 202V201H222ZM257 202V201H256ZM261 202V201H260ZM129 203V202H128ZM159 203H160V201H159ZM176 203V202H175ZM188 203V202H187ZM230 203V202H229ZM253 203H254V201H253ZM98 204V203H97ZM129 204H131V203H129ZM184 204V203H183ZM189 204V203H188ZM187 204V205H188ZM207 204V203H206ZM240 204V203H239ZM83 205V204H82ZM85 205V204H84ZM180 205V204H179ZM190 205V204H189ZM193 205H194V203H193ZM228 206H229V204H228ZM245 206V205H244ZM260 206V205H259ZM121 207V206H120ZM125 206L123 205V208H124ZM141 207V206H140ZM188 207V206H187ZM258 207V206H257ZM86 208V207H85ZM125 208H127V207H125ZM142 208V207H141ZM230 208V207H229ZM247 208V207H246ZM120 209V208H119ZM134 209V208H133ZM139 209V208H138ZM187 209V208H186ZM185 209V210H186ZM228 209V208H227ZM232 209V208H231ZM245 209V208H244ZM123 210V209H122ZM122 210L121 211H119V212H122ZM129 210V209H128ZM214 210V209H213ZM233 210V209H232ZM134 211H137V210H134ZM229 211H230V209H229ZM250 211H252V210H250ZM87 213V212H86ZM231 213H232V211H231ZM22 214H23V212H22ZM73 214V213H72ZM89 214V213H88ZM119 214V213H118ZM125 214V213H124ZM127 214V213H126ZM130 214V213H129ZM203 214V213H202ZM209 214H210V212H209ZM225 214V213H224ZM233 214H235V213H233ZM212 215V214H211ZM227 215V214H226ZM21 216V215H20ZM119 216V215H118ZM127 216H128V214H127ZM133 215L131 214V216H129V217H132ZM135 216V215H134ZM133 216V217H134ZM206 216V215H205ZM216 216V215H215ZM249 216V215H248ZM126 217V216H125ZM135 217H137V216H135ZM134 217V218H135ZM214 217V216H213ZM234 217V216H233ZM260 217V216H259ZM22 218V217H21ZM120 218H122V215L120 216ZM212 218V217H211ZM232 218V217H231ZM254 218V217H253ZM80 219H83V218H80ZM129 219V218H128ZM198 219V218H197ZM204 219V218H203ZM207 219V218H206ZM210 219V218H209ZM209 219L208 220H206V221H209ZM130 220V219H129ZM222 220V219H221ZM227 220V219H226ZM238 220V219H237ZM225 221V220H224ZM8 222V221H7ZM82 222H85V221H82ZM121 222V221H120ZM203 222V221H202ZM212 222V221H211ZM47 223V222H46ZM93 223V222H92ZM136 223H137V220H136ZM160 223V222H159ZM158 223V224H159ZM187 223H188V221H187ZM196 223H198V222H196ZM210 223V222H209ZM75 224V223H74ZM96 224V223H95ZM216 224H217V222H216ZM222 224V223H221ZM49 225V224H48ZM77 225H79L80 226V223L79 224H77ZM82 225V224H81ZM84 225V224H83ZM83 225H82V229L83 230H85V231H82V229H80L82 232H85L86 233V231H88V230H86V228L84 229V227H86V226H84L83 227ZM94 225V224H93ZM164 226V225H163ZM199 226V225H198ZM239 226V225H238ZM88 228H89V226H87ZM157 227H158V225H157ZM249 227H250V225H249ZM75 228H77V227H75ZM78 228H80V227H78ZM95 228V227H94ZM92 229V228H91ZM149 229H151V228H149ZM153 229V228H152ZM208 229V228H207ZM70 230V229H69ZM90 230V229H89ZM148 230V229H147ZM164 230V229H163ZM251 230V229H250ZM64 231V230H63ZM118 231V230H117ZM150 231V230H149ZM209 231V230H208ZM70 232V231H69ZM169 232V231H168ZM229 232V231H228ZM71 233V232H70ZM69 233V234H70ZM74 233V232H73ZM73 233H71L70 234V236H73ZM89 233V232H88ZM90 233H92V231H90ZM89 233V235H91ZM232 233V232H231ZM53 234V233H52ZM67 234V233H66ZM103 234V233H102ZM184 234V233H183ZM187 234H189V233H187ZM195 234V233H194ZM207 234V233H206ZM245 234H247V233H245ZM54 235V234H53ZM52 235V236H53ZM61 235V234H60ZM68 235V234H67ZM101 235V234H100ZM157 235V234H156ZM210 235V234H209ZM88 236V235H87ZM182 236V235H181ZM197 236V235H196ZM202 236V235H201ZM249 236V235H248ZM20 237V236H19ZM54 237H56V236H54ZM59 238L58 239H60V237L61 236H58ZM91 237V236H90ZM95 237H96V234H95ZM102 237H103V235H102ZM253 237V236H252ZM66 238V237H65ZM93 238V237H92ZM97 239H98V237H96ZM101 238V237H100ZM99 238V239H100ZM196 238V237H195ZM229 238V237H228ZM248 238V237H247ZM258 238V237H257ZM63 239H64V236H63ZM66 239H68V238H66ZM88 239V238H87ZM202 239V238H201ZM83 240V242H81L80 243V241H82ZM82 240H80L78 243H80V245H83V244H85L86 243V241H84L85 240V237H84V239H82ZM89 240V239H88ZM87 240V243L89 242V241H91V239L88 241ZM93 240V239H92ZM96 240V239H95ZM94 240V241H95ZM101 240V239H100ZM105 239H103V241H104ZM28 241V240H27ZM56 241V240H55ZM54 241V242H55ZM59 241V240H58ZM58 241H56V245H57V242ZM60 241H61V239H60ZM59 241V242H60ZM63 241V240H62ZM65 241H67V240H65ZM99 241V240H98ZM156 241H158V240H156ZM31 242V241H30ZM96 242V241H95ZM99 242H101V241H99ZM105 243H106V241H104ZM103 242V244H105ZM159 242V241H158ZM66 243V242H65ZM92 243V242H91ZM109 243H112V242H110L109 241ZM108 243V244H109ZM183 243V242H182ZM215 243H216V241H215ZM250 243V242H249ZM60 244H62V242H60L59 243V245ZM90 243H88L87 245L90 247V246H92V244L91 245H89ZM94 244V243H93ZM102 244V242L100 243V245ZM107 244V243H106ZM59 245H57V246H59ZM62 245H64V242H63V244ZM61 245V246H62ZM71 245V244H70ZM87 245H86V247H87ZM220 245V244H219ZM250 245V244H249ZM60 246V247H61ZM72 246H73V244H72ZM99 246V245H98ZM98 246H96V247H98ZM172 246V245H171ZM63 247V246H62ZM70 247V246H69ZM76 246H74V248H75ZM84 247V246H83ZM86 247H84V248H86ZM100 247V246H99ZM102 247H103V245H102ZM136 247V246H135ZM183 247V246H182ZM196 247V246H195ZM68 248V247H67ZM80 249H81V252L83 251H85L86 249H82V247L80 246L79 247ZM90 248H92V247H90ZM95 248V247H94ZM101 248V247H100ZM100 248H98V250L100 249ZM244 248V247H243ZM97 249V248H96ZM96 249L94 250V249H92L91 251H96ZM104 248H102L101 250H103ZM89 250V249H88ZM97 250V251H98ZM105 250V249H104ZM68 251V250H67ZM80 251V250H79ZM87 251V250H86ZM85 251V252H86ZM90 250L89 251H87V252H91ZM93 251V252H94ZM219 251H220V249H219ZM64 252V251H63ZM74 252V251H73ZM84 252V253H85ZM86 252V253H87ZM134 252V251H133ZM181 252V251H180ZM92 253V252H91ZM184 253V252H183ZM202 253V252H201ZM172 255H174V254H171V256ZM180 255V254H179ZM194 255V254H193ZM178 256V255H177ZM182 256V255H181ZM166 257V256H165ZM126 258V257H125ZM178 258V257H177ZM181 258V257H180ZM198 258V257H197ZM123 259V258H122ZM128 259V258H127ZM173 259H174V257H173ZM199 259V258H198ZM172 260V259H171ZM180 260V259H179ZM187 260V259H186ZM33 261V260H32ZM175 261V260H174ZM188 261V260H187ZM193 261V260H192ZM126 262H128V261H126ZM133 262V261H132ZM123 262H121V264H122ZM129 263V262H128ZM127 263V264H128ZM125 264V263H124ZM133 264V263H132ZM193 264H194V262H193Z\"/></svg>",
  "mask_w": 264,
  "mask_h": 264
},
{
  "label": "clouds",
  "instance_id": "obj_3",
  "mask_svg": "<svg viewBox=\"0 0 264 264\" xmlns=\"http://www.w3.org/2000/svg\"><path fill=\"white\" fill-rule=\"evenodd\" d=\"M163 111V110H162ZM149 133V132H148Z\"/></svg>",
  "mask_w": 264,
  "mask_h": 264
}]
</instances>
